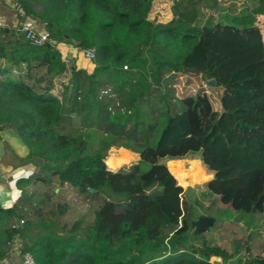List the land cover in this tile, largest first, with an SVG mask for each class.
<instances>
[{
	"label": "trees",
	"instance_id": "16d2710c",
	"mask_svg": "<svg viewBox=\"0 0 264 264\" xmlns=\"http://www.w3.org/2000/svg\"><path fill=\"white\" fill-rule=\"evenodd\" d=\"M15 1L41 21L49 41L36 47L15 27H0L7 64L0 131H14L28 147L21 162L37 169L35 183L57 178L81 192L94 189L103 204L88 226H52L30 238L34 219L8 225L7 246L23 238L22 254L38 264H264V244L263 252L247 245L236 254L208 240L217 217L191 207L186 213V190L165 163L198 155L212 175L209 198L238 214L264 215V0H250L254 7L231 23L202 26L150 22L157 0ZM172 1L174 16L189 4H219ZM60 44L95 48L93 73L69 68ZM182 74L204 85L215 80L219 110L205 90L176 97L171 85ZM112 148L131 152L129 168H108L130 159L110 157L120 156ZM27 199L4 215L40 216L45 201Z\"/></svg>",
	"mask_w": 264,
	"mask_h": 264
},
{
	"label": "rangeland",
	"instance_id": "374dc122",
	"mask_svg": "<svg viewBox=\"0 0 264 264\" xmlns=\"http://www.w3.org/2000/svg\"><path fill=\"white\" fill-rule=\"evenodd\" d=\"M10 1L13 2L12 0ZM218 2L219 4L212 9L197 8L194 3L189 4L174 16L173 12L175 10V5L173 1L158 0L154 2L149 12L148 20L152 23L167 24L174 18L177 23L201 26L208 22L217 23L224 21L231 23L235 17H238L241 14L244 8L254 7V4L251 3L250 0H218ZM12 4L13 3H11L10 6ZM12 10L14 11L13 8ZM16 17L18 16L16 15ZM18 19L19 25L32 27L38 32L46 33L45 29L39 30L38 28L41 24L40 20L35 21L29 16H26V18L18 17ZM259 23L264 27V18L260 19ZM16 26L13 27L16 28ZM58 49L61 51L63 60L69 68L74 65L75 68L77 67L78 69L87 70L90 73H93L94 65L92 61L84 60L81 63H77L76 60L72 61L69 55H71L73 48H70L65 44L58 45ZM14 77H17V75L14 74ZM173 82L174 84L171 85V88L174 90L176 97L183 98L185 94L191 95L196 94L197 91L205 90L211 97L215 110H219L218 94L216 93L218 87L215 85L211 86L212 88L209 84L204 85L200 82L199 77L191 74L176 76ZM59 88L60 86H57L56 92H58ZM119 151L120 149L112 148L108 153L111 155L120 153V156H110L112 158L130 159L127 164L115 162L107 163L108 168L112 171L129 168L132 164L133 156L131 152ZM28 152L29 149L26 146L23 153L26 154ZM7 153L9 154L7 155V158H0V170L4 171V177L2 179L9 180L10 183H6L7 181H0V189L9 193L11 196L16 193L15 201L16 203L18 201V204L20 203L21 209V205L24 206L28 200L27 196L29 198L31 197L33 202H37L39 199L45 201L40 216H34L33 212H30L26 217L21 215L17 217V222L20 226L19 228L24 227L29 218L34 219L36 226H32L31 230L33 228L34 230H28L27 234L28 236L30 235V238L36 237L40 233L41 235L46 234L45 231L50 230L52 226L59 229L63 227H68L70 229L78 222H82L84 226L93 223L96 212L103 204V197L101 194H94V192H92V194L81 192L72 186L62 185L57 178L53 179L51 186L35 183V176L36 173H38L37 169L31 165H23L22 167H19L16 163L22 165V159L13 161L10 158L12 157V152L11 154L10 152ZM165 163H167L168 168L177 177L179 185L186 190L184 199V209L186 213L187 208L191 207V209L193 208V210L198 213L211 214L217 217L218 223L206 234V237L212 244L222 246L236 254L244 252L247 245H252L256 251L263 252L264 215L251 218L246 215L238 214L230 210L228 207H224L218 203L216 199L209 198L205 185L212 179V175H210L204 168L198 155L190 156L185 160L165 161ZM12 164L15 169H13ZM8 167H12L13 170L6 172ZM28 177H31V184L25 186L23 189H19L17 182ZM23 193H26L27 196L24 197ZM47 194L49 198L47 197ZM11 201L14 202V199ZM9 202L10 201H8V203ZM195 202H199V206L194 204ZM21 221L25 222L23 226H21ZM39 221L44 222L41 224ZM252 234L255 235L253 238ZM18 241V251L22 256V248L25 245V240L19 237L16 240V244ZM214 263L222 264L223 260L216 258Z\"/></svg>",
	"mask_w": 264,
	"mask_h": 264
},
{
	"label": "crops",
	"instance_id": "0c3cea01",
	"mask_svg": "<svg viewBox=\"0 0 264 264\" xmlns=\"http://www.w3.org/2000/svg\"><path fill=\"white\" fill-rule=\"evenodd\" d=\"M10 4H11L10 0H5V1L0 0V27H6V26L13 27L19 23V19L16 17ZM38 28L39 30L44 29L42 24H40ZM69 56L74 58L75 53L73 50L71 52V55ZM6 65L7 64L5 61L0 60L1 67H4ZM0 141L3 142L2 147H3V153H4V156H0V158H3V159L7 158V155H9L7 152H10V154L12 152V157L10 158L13 161H18L19 159L26 158L29 154V152L26 154L23 153L26 149V146L24 145L20 137L14 131H11V130L0 131ZM16 164L19 167L23 166L19 163H16ZM12 167L13 169H15L13 164H12ZM12 167H8V170H6V172L13 170ZM0 172L2 173V176L4 177V171L0 170ZM0 181H5V182L7 181L6 183H10L9 180L1 179ZM15 194L11 196L9 193H6L0 189V255L1 257H3L0 259L1 264H23L22 256L18 251L19 241L16 244V240L19 237L14 239L12 246L9 248L7 246L8 242H7L6 232H5L8 225L9 226L14 225L15 228L19 226L17 222V217L9 219L7 218V216L4 215L7 210L12 209L16 205H18V201L17 203L15 201V198H16ZM13 199H14V202L11 201ZM8 201L10 202L8 203Z\"/></svg>",
	"mask_w": 264,
	"mask_h": 264
},
{
	"label": "built area",
	"instance_id": "2783aa9c",
	"mask_svg": "<svg viewBox=\"0 0 264 264\" xmlns=\"http://www.w3.org/2000/svg\"><path fill=\"white\" fill-rule=\"evenodd\" d=\"M11 3H13L11 7L14 9L18 17L26 18V16H28L24 7L22 6L20 2L13 1ZM16 29L18 33L22 34L24 38L33 46L41 47L49 41L47 32L46 33L38 32L36 29H33L32 27H25L19 24L16 26ZM73 51L75 53V56L74 58L71 57V60L72 61L76 60L77 63L79 62L81 63L84 60L93 61L96 59V49L95 48H87V49L73 48ZM80 70L81 69H78L76 67V72ZM2 177H3L2 173L0 172V180L2 179ZM24 223H25L24 221H21V226H23ZM19 227L20 226L16 228H19ZM22 261H23V264H38L35 260V257L31 253L22 254Z\"/></svg>",
	"mask_w": 264,
	"mask_h": 264
},
{
	"label": "water",
	"instance_id": "95a60500",
	"mask_svg": "<svg viewBox=\"0 0 264 264\" xmlns=\"http://www.w3.org/2000/svg\"><path fill=\"white\" fill-rule=\"evenodd\" d=\"M209 85L210 86H216V87H218V84H217V82L215 81V80H212V81H210L209 82ZM3 142L2 141H0V156H4V153H3ZM90 192L92 193V192H94L95 193V190L94 189H90Z\"/></svg>",
	"mask_w": 264,
	"mask_h": 264
}]
</instances>
